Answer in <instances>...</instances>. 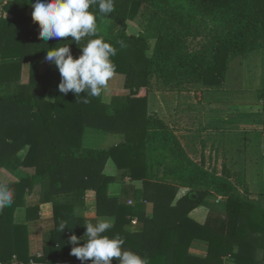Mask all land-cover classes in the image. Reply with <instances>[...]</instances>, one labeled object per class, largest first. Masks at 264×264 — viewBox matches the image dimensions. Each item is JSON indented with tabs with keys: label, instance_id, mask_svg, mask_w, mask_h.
Listing matches in <instances>:
<instances>
[{
	"label": "trees",
	"instance_id": "obj_1",
	"mask_svg": "<svg viewBox=\"0 0 264 264\" xmlns=\"http://www.w3.org/2000/svg\"><path fill=\"white\" fill-rule=\"evenodd\" d=\"M29 2L7 0L0 9L10 15L0 17V83L20 82L22 64L29 61L31 84L20 85L16 94H45L48 87L58 88L61 82L51 69L53 63L45 60L47 48L69 44L77 58L82 49L71 37L42 41L38 23L27 14ZM144 3L152 10L149 23L142 33L131 34L128 21L136 17ZM114 4L115 11L108 15L100 14L98 5L90 10L97 17V35L117 49L112 57L115 73L126 76L125 88L130 91L124 100L115 99L117 103L108 104L102 93L100 97H89L90 102L84 104L74 93L64 95L59 91L56 104L45 101L46 108L41 111L43 106L34 98L4 99L40 111L27 119L35 127L27 134L34 136L40 145L33 141L23 164L36 167V174L28 183L38 177L49 182L46 200L54 203L56 225L52 237L56 246L47 257L29 255L27 227L14 224L17 203L13 202L0 211V262L7 263L17 255L24 262L54 264L67 257L75 264L78 259L71 255L73 245L67 241L73 233L83 236L86 221L75 216L74 208L87 189H94L99 212L104 208L116 217L106 235L118 236L124 241V248L146 257L149 264H223L224 256H233L239 264H258L256 252L264 249V208L236 196L229 178L212 174L192 161L165 122L148 113V95L154 88L191 90L192 85L221 88L235 59L264 51V0H114ZM91 38L95 37L82 38L81 46ZM198 39L202 42L197 46L190 41ZM48 64L47 71L42 72V67ZM6 108L10 110L11 103ZM14 116L8 115L3 120V115L0 125L11 118L19 121ZM86 128L120 133L124 140L108 148L83 147ZM7 139L12 143L8 144ZM20 139L17 130H0V162L9 152L12 155L20 149L14 144ZM109 159L131 179L143 181V193L136 197L139 204H120L108 195L109 186L115 181L114 176L104 172ZM156 165L158 168L163 165L174 174V182L191 187L174 205L178 185L165 178H153ZM23 184H17L19 190ZM211 190L229 196L225 233L202 226L189 216ZM59 193L72 194V201L56 202L54 196ZM150 200L155 205L152 218L142 209L143 202ZM132 218L143 222L142 230L132 232L126 228ZM61 221L68 225L63 233L57 231ZM66 231L69 233L65 234ZM194 238L210 241L208 259L188 255V246ZM236 245L238 251L234 252ZM112 262L118 264L116 258Z\"/></svg>",
	"mask_w": 264,
	"mask_h": 264
},
{
	"label": "crops",
	"instance_id": "obj_2",
	"mask_svg": "<svg viewBox=\"0 0 264 264\" xmlns=\"http://www.w3.org/2000/svg\"><path fill=\"white\" fill-rule=\"evenodd\" d=\"M5 2L7 0H4L0 9ZM32 12L33 8L30 6L27 14L32 17ZM3 15L10 16L7 12L0 10V17ZM129 22L128 32L140 34V32L129 31L131 24ZM140 28L142 33L144 29ZM262 55H264V51L257 50L249 54L247 58L235 59L231 63L226 81L221 88L208 89L200 86L199 91H196L195 88L191 90H158L154 88L148 95V113L158 116L157 118L165 122L192 161L202 167H204L205 161L210 162L213 160L215 164L217 163L215 172L210 170L209 167L206 168V165L204 167L207 171L217 176L225 177L222 176V171H219L221 164L224 163V157L227 158L225 161L230 162L233 157H252L256 151H258L257 154H264V92L260 90L264 87V79H262V76H264L262 75L264 72V56ZM1 62L2 59L0 57V64ZM48 66L50 65H44L42 72L47 71ZM236 68H244L243 73L248 77L250 75L252 83L248 87H243L240 84L241 82H238V79L243 74L240 73L239 69L236 71ZM51 69L55 70L61 79L59 69L54 63ZM256 70H258L259 74L261 72V75H259L261 78L258 80L261 82V88L255 82V79H257ZM235 71L237 74L233 77V72ZM125 83L126 76L124 74L114 73V76L109 81V87L103 92V101L110 104L117 100H124L130 93L125 88ZM30 84L31 63L29 61H25L22 64L20 82L0 83V118L4 115L3 120H5L6 116L15 115L14 117H18L19 120L17 121L14 118L7 120L3 125H0V130L7 132L8 129H14L21 134V139L14 142L16 146H21L20 149L12 155L9 152L0 162V183L7 184L14 193V203H17V207L15 208L13 222L14 224H24L27 227L29 255L33 258L36 256L41 258L47 257L49 251L56 246L52 237L56 225L54 203L46 200L48 198L46 194L50 190L49 182L38 177L33 179V182L28 183L27 180H32L35 176L36 167H29L23 164L33 141H36V145H40V142L35 140L34 136L27 134L30 129L35 128L32 123L27 122L28 117L40 113V111L29 109L25 104L23 107H19L21 105L17 102H8L4 99L8 98L7 96H17L26 100L34 98L39 105L43 106L40 109L42 111L46 108L45 101H48L49 104H56L61 94H58L59 89L53 86L48 87L45 94H16L20 85L29 86ZM8 103H11L10 110L6 108ZM38 104H36L35 108ZM49 113L50 110H48ZM3 134L11 137L8 134ZM123 140L124 135L120 133L104 132L95 128H86L82 137L83 147L91 148H108ZM6 142L8 144L12 143L9 139ZM246 148H248V151H246ZM243 160L245 161V159ZM253 161L254 163L263 164L261 159ZM104 172L115 177V181L109 186L108 195L110 197L118 199L120 204L133 205L135 202L136 204L138 203L136 197H140L143 193L142 180L131 179L125 174V171L118 169L113 159L108 160ZM153 175V178H165V181L178 185H175L177 186V197L173 205L178 198L191 189V187L174 182L172 180L174 174L166 171L163 165L159 168L156 165ZM22 183L24 184L19 190L17 184ZM236 192L237 190H234V193ZM16 195L19 196L17 201ZM227 196L222 192L211 190V194L205 198L203 204L190 212V218L215 232L225 233V225L228 221L227 203H225ZM72 199V194L59 193L54 196V200L59 203L71 202ZM250 199L253 198L250 197ZM129 201H132V203ZM257 204L260 205L259 203ZM143 205L144 208L142 209L146 212L147 217H154V202L151 200L146 201L143 202ZM74 212L75 216L83 218L86 221L85 223H95L100 218L110 219L114 223L116 219L114 214L111 215L104 208L99 212L97 192L94 189L86 190L79 204L75 206ZM160 219H163V215H160ZM138 221L136 224L130 223L126 228L132 232L142 230L143 222ZM68 233V231L65 232V234ZM237 251L238 246L236 245L234 252ZM188 253L193 258L208 259L210 241L194 238L188 246ZM255 257L258 264H264V249H258ZM65 259L68 258L65 257ZM61 261L63 259L55 263ZM223 264L239 263L233 256H224Z\"/></svg>",
	"mask_w": 264,
	"mask_h": 264
},
{
	"label": "clouds",
	"instance_id": "obj_3",
	"mask_svg": "<svg viewBox=\"0 0 264 264\" xmlns=\"http://www.w3.org/2000/svg\"><path fill=\"white\" fill-rule=\"evenodd\" d=\"M32 19L40 28L39 38L48 42L52 39L71 37L82 49L80 56L74 57L68 45L47 48L45 60L54 63L59 69L61 82L59 91L67 95L72 92L77 100L84 104L90 102L89 97H100L109 87L114 76L116 65L112 57L117 49L103 37L98 36L97 17L90 8L98 5L100 14L108 15L115 11L114 0H35ZM89 39L83 46L81 40ZM85 93V96H81ZM14 193L7 184L0 183V211L12 206ZM83 236L73 233L71 255L81 264H112L116 258L118 264H149L148 259L138 252L123 247L124 241L118 236L106 235L113 227L110 219L100 218L95 223L87 222ZM68 226L61 221L57 231L63 233ZM83 241V243H81Z\"/></svg>",
	"mask_w": 264,
	"mask_h": 264
},
{
	"label": "rangeland",
	"instance_id": "obj_4",
	"mask_svg": "<svg viewBox=\"0 0 264 264\" xmlns=\"http://www.w3.org/2000/svg\"><path fill=\"white\" fill-rule=\"evenodd\" d=\"M151 14H152V10L149 8V6L145 3L142 4L136 17H134L133 20H129L130 21L129 23H131L129 27V31L141 33L140 27H142L145 30L147 24L149 23V18L151 17ZM101 28H104V27H101ZM190 41L195 42V46H197L199 42H202L200 39L190 40ZM237 69H239L240 73L243 74L240 77V79H238V82H241L240 84L243 87H248L249 84L252 83L250 79V75L248 74L249 75L248 77L243 73L244 68H236V71H238ZM236 71L233 72V77H235V75L237 74ZM256 72H257V77H256L257 79H255V82H256V85L259 88H261V82L258 81L261 78V76H259L261 75V72L260 74L258 70H256ZM262 75H264V72ZM262 79H264V76H262ZM190 87L195 88L196 91H199L201 88L198 85H192ZM260 90L264 92V89L261 88ZM246 151H248V148H246ZM257 152L258 151L253 153L254 156L252 157L250 156L249 158L233 157V159L230 162L225 161L227 158L224 157V160H223L224 163L221 164V167H220L221 169L219 171H222V174H223L222 176L229 178L232 184L236 185L235 186V191L237 190V192L235 193L236 196L241 195L243 199L249 200L251 202H257L260 204L262 208H264V154H257ZM217 157H222V156H217ZM250 158H251V161H250ZM243 159H245V161ZM255 159L256 160L261 159V161H263V164L259 162L254 163L253 160ZM205 165H206V168L209 167V169L213 170V172L216 171L217 163L215 164L213 160L210 162L205 161L203 166L205 167ZM228 197L229 196H227L226 200L228 199ZM250 197L253 199H250ZM225 203H227V201Z\"/></svg>",
	"mask_w": 264,
	"mask_h": 264
},
{
	"label": "built area",
	"instance_id": "obj_5",
	"mask_svg": "<svg viewBox=\"0 0 264 264\" xmlns=\"http://www.w3.org/2000/svg\"><path fill=\"white\" fill-rule=\"evenodd\" d=\"M131 203V201H129ZM133 224L137 223L136 219H133ZM0 264H37L34 260H31L30 262H24L18 259L17 255H13L11 261L7 262V263H2L0 262ZM55 264H71V261L69 259H65L61 262L55 263ZM75 264H81V261L78 260L75 262ZM86 264H90L89 262H86ZM113 264V263H112Z\"/></svg>",
	"mask_w": 264,
	"mask_h": 264
},
{
	"label": "water",
	"instance_id": "obj_6",
	"mask_svg": "<svg viewBox=\"0 0 264 264\" xmlns=\"http://www.w3.org/2000/svg\"><path fill=\"white\" fill-rule=\"evenodd\" d=\"M4 2V0H0V6H1V4Z\"/></svg>",
	"mask_w": 264,
	"mask_h": 264
}]
</instances>
